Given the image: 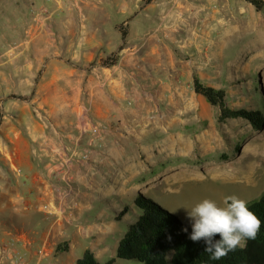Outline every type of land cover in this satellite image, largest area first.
I'll return each mask as SVG.
<instances>
[{"label":"crops","instance_id":"1","mask_svg":"<svg viewBox=\"0 0 264 264\" xmlns=\"http://www.w3.org/2000/svg\"><path fill=\"white\" fill-rule=\"evenodd\" d=\"M26 3L29 12L17 23L0 8V239L12 237L27 250L25 264H57L56 255L71 248L72 224L90 222L92 212L106 216L96 192L143 191L158 167L170 181L183 172L169 159L191 148L183 109L202 97L192 77L218 87L203 78L219 71L233 28L223 34L227 28L215 9L206 13L205 0ZM181 54L198 60L190 64ZM110 55L113 64L101 63ZM95 124L108 131L97 134ZM53 174L67 176L76 194H66ZM31 216L41 225L39 242L26 226ZM60 241L67 247L55 252Z\"/></svg>","mask_w":264,"mask_h":264},{"label":"rangeland","instance_id":"2","mask_svg":"<svg viewBox=\"0 0 264 264\" xmlns=\"http://www.w3.org/2000/svg\"><path fill=\"white\" fill-rule=\"evenodd\" d=\"M26 1L31 2L34 9L44 7V0H0L2 15L17 23L29 12ZM205 5L208 15L215 9L217 19L223 21L221 27L227 29L222 33L233 28V36L223 40V53L216 60L219 71L203 80L224 86L233 106L258 108L263 112V121L259 129H253L244 118L219 122L216 106L198 95L189 99V105L183 109V120L191 137V148L184 155L173 153L169 159L175 169L183 170L182 174L176 172L181 177L174 181L160 178L158 167L153 179L145 181L144 190L138 189V192L191 227L186 208L204 198L222 204L225 197L236 195L248 203L264 191V0L259 7L249 0H205ZM180 57L190 64L198 60L188 54ZM200 58L208 60L206 54ZM1 71L6 75V69ZM96 194L103 199L96 202L97 207L102 208L106 216L96 219L92 212L90 222L83 221L81 226L72 224V231L66 237L71 248L56 255L57 264H73L74 257L81 256L85 248H93L101 260L113 257L115 240L137 218L139 212L133 203L136 192L126 193L114 187L111 192L102 190ZM33 218L30 217L26 226L32 238L39 242L42 229ZM112 264L140 262L115 258Z\"/></svg>","mask_w":264,"mask_h":264},{"label":"trees","instance_id":"3","mask_svg":"<svg viewBox=\"0 0 264 264\" xmlns=\"http://www.w3.org/2000/svg\"><path fill=\"white\" fill-rule=\"evenodd\" d=\"M249 1L256 7L262 3V0ZM121 35L124 36L123 30ZM115 60L116 56L110 55L101 63L111 65ZM192 89L210 105L218 108L219 122H225L229 118H244L253 129L262 126L263 112L258 108L233 106L224 86H211L193 75ZM133 203L139 212L138 216L119 236L114 256L100 262L94 252L87 248L75 259L74 264H112L115 258L133 259L140 264H264V191L257 199L247 203L249 210L261 221L256 237L247 239L243 247H237L219 260L212 259L211 254L204 251L203 240L193 242L189 238L192 227L183 223L177 215L140 192L135 194ZM184 228H187V232L182 230ZM213 239L219 240L220 237L216 235ZM66 247V241H60L55 245L54 251H63Z\"/></svg>","mask_w":264,"mask_h":264},{"label":"clouds","instance_id":"4","mask_svg":"<svg viewBox=\"0 0 264 264\" xmlns=\"http://www.w3.org/2000/svg\"><path fill=\"white\" fill-rule=\"evenodd\" d=\"M186 209L192 221L189 238L193 242L203 240L204 251L210 253L214 260L243 247L247 239L256 237L261 226L260 219L249 210L247 202L236 195L225 197L222 204L204 198ZM182 230L187 232V228ZM216 235H219V240L213 239Z\"/></svg>","mask_w":264,"mask_h":264},{"label":"built area","instance_id":"5","mask_svg":"<svg viewBox=\"0 0 264 264\" xmlns=\"http://www.w3.org/2000/svg\"><path fill=\"white\" fill-rule=\"evenodd\" d=\"M38 13V11H36ZM6 56L11 55V51L7 50ZM92 130L96 132L99 135H103L108 131V127L106 125H99L95 124L92 126ZM88 153H83L80 155L77 160H85L87 159ZM52 179L56 182H62L66 185L65 187V193L68 195H74L76 194V191L71 183V181L67 178V176L62 175H52ZM45 246L40 245L39 247L35 248V254L37 257L41 258L43 257L45 252ZM27 250H20L17 248V242L14 238H9L7 240H1L0 239V260H7L9 264H25L27 259Z\"/></svg>","mask_w":264,"mask_h":264}]
</instances>
